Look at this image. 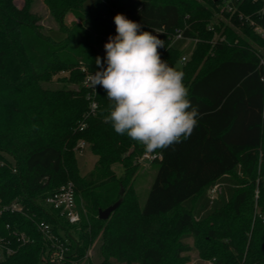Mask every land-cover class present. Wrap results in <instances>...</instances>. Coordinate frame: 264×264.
Returning <instances> with one entry per match:
<instances>
[{
    "label": "trees",
    "instance_id": "trees-1",
    "mask_svg": "<svg viewBox=\"0 0 264 264\" xmlns=\"http://www.w3.org/2000/svg\"><path fill=\"white\" fill-rule=\"evenodd\" d=\"M85 2L45 0L65 34L58 41L43 30L30 0L21 9L0 0V237L14 250L0 264H56L45 256L50 241L40 223L70 239L61 264H187V236L213 264H264V38L250 25L264 29V0H236L231 19L244 23L245 37L229 30L216 42L221 24L210 29L213 14L197 0H96L90 8ZM67 13L74 17L69 25ZM116 14L158 35L165 42L161 59L174 68L185 55L173 45L177 31L197 40L182 71L201 113L198 126L153 160L158 171L143 208L132 178L144 148L104 122L110 102L103 87L85 85L100 70L97 57L106 67L104 42L117 34ZM61 73L67 75L59 88L45 87ZM81 141L97 157L86 176L77 157ZM69 182L82 212L76 225L46 203ZM118 201L101 220L99 211ZM13 203L22 211L10 209ZM96 232L100 261L87 263Z\"/></svg>",
    "mask_w": 264,
    "mask_h": 264
},
{
    "label": "clouds",
    "instance_id": "clouds-1",
    "mask_svg": "<svg viewBox=\"0 0 264 264\" xmlns=\"http://www.w3.org/2000/svg\"><path fill=\"white\" fill-rule=\"evenodd\" d=\"M114 23L117 34L104 45L106 67L97 57L100 70L86 82L106 91L104 122L142 145L145 155L160 156L192 135L201 113L189 99L183 71L161 59L158 49L165 42L123 14H116Z\"/></svg>",
    "mask_w": 264,
    "mask_h": 264
},
{
    "label": "rangeland",
    "instance_id": "rangeland-1",
    "mask_svg": "<svg viewBox=\"0 0 264 264\" xmlns=\"http://www.w3.org/2000/svg\"><path fill=\"white\" fill-rule=\"evenodd\" d=\"M95 1L96 0H87V2H85L84 4L85 8H90L91 4L94 3ZM238 1L240 0H237V2ZM26 2L27 0H22L21 5H25ZM197 2L200 4H203L213 14V20H212V23L210 24V29L214 30L213 26H216L217 24H221V28L219 30L216 29L214 31V36L212 39L213 42L225 41L227 32L229 30L234 31L238 36L245 37L242 32V27L244 26V23L242 22L241 26H238V25H235L233 20L231 19L234 16L233 14L236 12V7H237L236 0H229V1L226 0L224 1V3L219 2L215 6L211 4L212 0H197ZM30 5H31L32 10L36 14L41 16V25H42L43 30L45 32L50 33V35L55 40L60 41L64 39L65 34L61 31L60 24L50 14V11L45 3V0H30ZM236 16H238V18H243L244 16L245 21L248 24V21H247L248 16L245 17V15H243V13H240V12L237 13ZM72 20H74L72 13H67L64 17L65 24L69 25ZM250 25L253 27L252 28L253 31L258 32L257 27L254 22L251 23L250 21ZM185 26L187 25L185 24ZM250 42L258 50L262 51V49H260L261 47L256 45L255 42H252V41ZM196 43H197V40L195 39L187 40L185 38L173 41L174 47L177 48L179 51H183L185 54L184 56H187L188 58L194 51ZM182 67H183L182 60L178 61L175 68L182 71ZM64 75H67V73L66 74L61 73L53 77V79L50 82L45 84V87L51 88V89L59 88L62 85V82H60L59 78ZM77 157H78V163H79V167L81 170V174L83 176L88 175L94 169L96 161H97V157L92 154V152L87 146L83 149L82 152H77ZM113 167H114V170L117 172V174L122 173V167L119 163L115 164ZM157 171H158V165L149 163L148 161H143L142 163L140 162L139 169L137 170V173L135 174V176L132 178L135 193L138 196L139 204L141 208H143L144 205L146 204L148 194L155 180ZM220 188L221 187L219 185L214 186L213 188L209 190V195L212 196L213 198L217 197L220 191ZM78 208L80 209L79 204H78ZM83 213L86 214L85 209H83ZM81 218H82V212H81ZM72 234H74V236H77L76 233L73 231H72ZM54 235L56 236V238L54 239L53 243L56 244V246L58 245L60 248H64L66 252H68L70 250L69 246L71 245L70 239L65 235L63 231H60V230L58 231L57 234L54 232ZM93 236L94 238H93L92 243L90 244V249L87 253V259L85 260L87 261V263L88 261L94 262V263H97L100 261L99 247H100V242H101V232H96L93 234ZM183 242L189 248L188 251H186L183 254V256H185L189 260L187 264H213L212 262L204 260L200 257L199 251L195 246V239L193 237L187 236L183 239ZM47 250L46 252H48Z\"/></svg>",
    "mask_w": 264,
    "mask_h": 264
},
{
    "label": "built area",
    "instance_id": "built-area-1",
    "mask_svg": "<svg viewBox=\"0 0 264 264\" xmlns=\"http://www.w3.org/2000/svg\"><path fill=\"white\" fill-rule=\"evenodd\" d=\"M14 4L17 8L21 9L23 8L24 5H21L22 0H13ZM115 24V23H114ZM257 27L258 33L261 35V37L264 38V29H262L259 26ZM185 38L183 36L182 30L177 31V34L174 37V40L178 39H183ZM189 39V38H185ZM192 40V39H189ZM108 42V38H106L104 45ZM104 52L105 48H104ZM188 59L187 56H184L182 58V61H186ZM89 75V74H88ZM87 75V76H88ZM87 78V77H86ZM85 85L89 86L88 83L85 80ZM97 107V104L93 102L91 104V108L95 109ZM82 129V128H81ZM80 150L79 152H82L83 149L86 147V143L84 141H81L79 144ZM160 158V156L156 155H143L140 158V162L142 163L143 161H148L149 163H152L154 159ZM213 198V197H212ZM46 202L52 206L54 209L60 212V214L68 220L70 224L76 225L80 223L81 221V211L78 208L77 200H76V194H75V187L72 182L67 183L66 185H63L57 192L54 194L50 195L47 199ZM10 209L13 211H22V207L17 204L13 203L10 206ZM38 230L44 234V236L50 241V245L48 244V252H46L45 256L47 260L51 263H56V264H61L65 258L66 255V250L64 248H60L58 245L53 243L54 239L56 236L54 233L51 231V227L46 224H39L38 225ZM19 239L23 240L26 242V237L24 234H21ZM14 252V250L9 247L8 242L3 238L0 237V257H2L4 254L10 255Z\"/></svg>",
    "mask_w": 264,
    "mask_h": 264
},
{
    "label": "water",
    "instance_id": "water-1",
    "mask_svg": "<svg viewBox=\"0 0 264 264\" xmlns=\"http://www.w3.org/2000/svg\"><path fill=\"white\" fill-rule=\"evenodd\" d=\"M121 201L116 202L114 205L108 207L105 210H100L99 211V218L101 220H107L110 218V216L117 210V208L119 207Z\"/></svg>",
    "mask_w": 264,
    "mask_h": 264
}]
</instances>
